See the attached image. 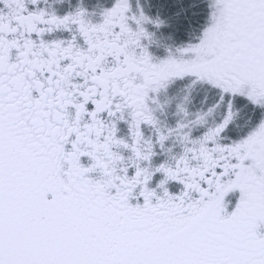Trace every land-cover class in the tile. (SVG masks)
<instances>
[{
    "label": "snow or ice",
    "instance_id": "obj_1",
    "mask_svg": "<svg viewBox=\"0 0 264 264\" xmlns=\"http://www.w3.org/2000/svg\"><path fill=\"white\" fill-rule=\"evenodd\" d=\"M0 264H264V0H0Z\"/></svg>",
    "mask_w": 264,
    "mask_h": 264
}]
</instances>
